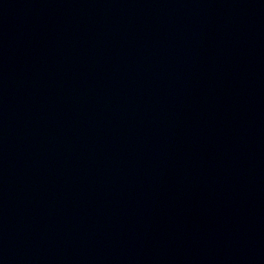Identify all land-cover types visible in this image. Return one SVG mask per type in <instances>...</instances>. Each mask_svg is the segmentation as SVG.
<instances>
[{"label": "water", "instance_id": "obj_1", "mask_svg": "<svg viewBox=\"0 0 264 264\" xmlns=\"http://www.w3.org/2000/svg\"><path fill=\"white\" fill-rule=\"evenodd\" d=\"M0 264H264V0H0Z\"/></svg>", "mask_w": 264, "mask_h": 264}]
</instances>
